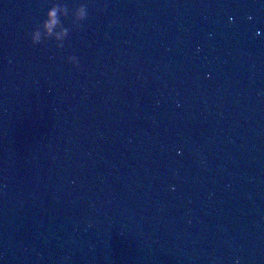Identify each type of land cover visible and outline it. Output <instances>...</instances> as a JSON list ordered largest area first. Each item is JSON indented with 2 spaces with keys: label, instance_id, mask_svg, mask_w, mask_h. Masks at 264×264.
<instances>
[{
  "label": "water",
  "instance_id": "95a60500",
  "mask_svg": "<svg viewBox=\"0 0 264 264\" xmlns=\"http://www.w3.org/2000/svg\"><path fill=\"white\" fill-rule=\"evenodd\" d=\"M0 264H264V0H0Z\"/></svg>",
  "mask_w": 264,
  "mask_h": 264
},
{
  "label": "clouds",
  "instance_id": "9594fccd",
  "mask_svg": "<svg viewBox=\"0 0 264 264\" xmlns=\"http://www.w3.org/2000/svg\"><path fill=\"white\" fill-rule=\"evenodd\" d=\"M60 10L56 5H53L52 8L49 9L47 15H48V20L45 21V23L42 25V27L44 28L45 34H50L52 31V23L54 20V16L55 13ZM87 15V11L86 9L81 6L79 8L76 9L75 13H74V17L76 20H84L85 17ZM66 34V30H61V32L57 33V39H60L61 37H63ZM40 37V32L39 30H35L31 33V42L33 44H35ZM69 62H71L74 66L77 64V60L74 57H68L67 58Z\"/></svg>",
  "mask_w": 264,
  "mask_h": 264
}]
</instances>
